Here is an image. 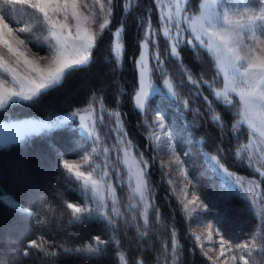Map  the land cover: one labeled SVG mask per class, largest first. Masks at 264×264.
Returning <instances> with one entry per match:
<instances>
[{
	"label": "trees",
	"instance_id": "16d2710c",
	"mask_svg": "<svg viewBox=\"0 0 264 264\" xmlns=\"http://www.w3.org/2000/svg\"><path fill=\"white\" fill-rule=\"evenodd\" d=\"M201 2L186 0L184 10L189 15L198 13ZM130 4L127 12L123 0H114V22L96 43L89 62L68 68L59 83L36 97L7 103L0 108V119L49 117L101 104V122L103 117L113 124L120 121L124 138L140 147L148 159L147 177L158 195L149 213V233L144 237L136 226L125 228L122 222L113 230L98 213H73L70 205L83 206L88 193L63 159L91 144L72 118L0 145V264H121V258L126 264H214L191 233L156 161L148 121L155 111L164 117L174 148L217 228L235 249L240 241L253 237L248 246L251 260L246 264H264V217L254 212L243 195L232 191L211 165L214 155L229 171L257 180L264 203V176L253 168L245 150L250 132L241 119L239 98L231 94L225 101L215 92L223 78L206 48L196 42L190 45L187 39L176 40L178 52L172 53L171 38L159 31L156 0H131ZM4 8L0 0V9ZM119 24L123 26L121 60L112 52L113 29ZM147 24L152 29L148 38L151 77L158 84L169 77L175 96L156 92L140 110L133 99L138 84L135 60ZM186 34L190 36L188 30ZM107 164L108 160H100L103 168ZM118 193L125 198L130 189Z\"/></svg>",
	"mask_w": 264,
	"mask_h": 264
},
{
	"label": "rangeland",
	"instance_id": "374dc122",
	"mask_svg": "<svg viewBox=\"0 0 264 264\" xmlns=\"http://www.w3.org/2000/svg\"><path fill=\"white\" fill-rule=\"evenodd\" d=\"M123 1L125 11L128 12L131 9V0ZM185 1L156 0L160 18L159 31L162 35L171 38L173 54L178 52L176 40L187 39L190 45L193 42L200 44L215 58L223 78V84L215 92L225 101L230 99L231 94L239 98L241 119L250 132L245 150L253 168L264 176V66H262L264 65V0H202L200 11L190 15L184 10ZM48 12L51 19L59 20L61 23L66 22L73 34L79 24L82 34L86 29L95 36V42L87 53L89 55L87 62H89L96 43L102 39L106 29L114 22V0H77L75 18L69 4L67 21L62 11L54 13L49 7ZM0 15L6 17L4 23L0 24V55L3 56L4 61L12 63L13 67H15V57L8 53L4 42L12 44L23 54L21 61L26 58L44 68L55 67L56 61H70L85 54L70 39L65 41L67 32L61 33L59 29H54L49 19H46L38 9L33 8L31 3L8 6V10L4 13L0 11ZM101 24L104 28L100 27ZM122 29L123 26L120 24L113 29L112 52L118 60L122 58L123 43L120 36ZM151 30L147 24L135 60L138 84L133 99L135 107L140 110L145 109L148 98L156 92L164 90L169 95L175 96L169 77H165L160 84L151 77L148 40ZM186 30L190 32V36L186 34ZM53 31L60 33L59 42L53 36ZM156 32L157 29H154V33ZM221 35L228 38L227 46L220 41ZM21 40L24 41L23 44L19 43ZM41 57L47 59L41 61ZM64 73L57 83L62 80ZM26 75L29 74L23 66L16 73L15 78L11 73L0 68V77L4 79V83L0 84V95L4 96L0 108L11 101L26 99L24 96L36 97L41 91L52 86L33 94L30 91L33 85L29 80L24 79ZM10 91L22 92V95L11 96L8 99ZM101 109L102 105L96 103L49 117L22 116L0 119V145L21 140L32 133L49 130L75 118L79 129L86 135L91 145L89 149L85 147L86 150L83 152L63 159L66 169L74 174L79 186L88 193L86 203L83 206L70 205L71 210L73 213H98L105 218L113 230L119 228L118 222H122L125 228L136 226L138 232L145 237L152 223L149 213L155 209L154 202L158 196L147 177L148 159L140 147L124 138L125 133L120 121L113 124L112 120L103 117L101 122L99 113ZM98 119L100 121L97 122ZM148 121L150 137L155 146L156 161L163 168L173 199L183 210L189 229L204 254L214 264L250 262L248 246L253 243L254 238L250 236L238 243L240 248H233V244L229 243L217 228L212 211L196 189L194 179L190 177L187 167L176 152L164 117L155 111ZM99 122H101L100 127ZM101 154L108 157L102 158ZM215 159L216 157L211 155L212 168L224 183L231 187L232 191L243 195L254 212L264 217V203L260 202L259 182L254 178L229 171ZM100 160L102 162L108 160L109 164L103 168L99 165ZM127 188L130 189L128 194L130 196L123 198L118 191L120 189L125 191ZM5 199L16 205L8 195H5ZM222 252L225 255L221 256ZM121 264H126L124 258H121Z\"/></svg>",
	"mask_w": 264,
	"mask_h": 264
},
{
	"label": "snow or ice",
	"instance_id": "6c2138e0",
	"mask_svg": "<svg viewBox=\"0 0 264 264\" xmlns=\"http://www.w3.org/2000/svg\"><path fill=\"white\" fill-rule=\"evenodd\" d=\"M25 3H31V6L33 8L38 9L40 12H42L46 19H49L50 24L54 29H59L60 32H67V36L64 37V40H71L74 45H78L80 49L83 50V53L81 54L78 59H71L70 61L67 60H59L56 61L55 67H48L44 68L41 67L40 64L31 62L27 60L26 58L21 61V56L23 55L20 53L17 49H15L12 44L4 42L5 46L7 47V51L9 54L15 57V67H13L12 63H9L7 61H4L3 56L0 55V68H3L5 72L11 73L13 78H15L16 73L20 71L21 66L24 67V69L28 72L29 75L24 76V79L29 80V82L33 85V88L30 89V91L33 92V94L39 92L41 89H45L49 87L50 85H53L58 82L61 75L65 72L66 69L70 68L73 65H82L85 62L88 61L89 55L87 54L89 52V49L91 48L92 44L95 42V36L90 34L88 30H82L77 24L76 32L75 34L72 33L71 29L69 28L68 24L61 23L59 20H53L49 17L48 9L49 7L52 8V11L54 13L56 12H64L65 13V21H67L68 17L66 15L69 4L72 7L73 10V16L75 18L76 13V4L77 0H35V2H32V0H4L5 8L0 10H7L8 6L18 5V4H25ZM6 17L3 15H0V24H3ZM7 27V25H5ZM101 28H104V25H100ZM11 31V29H9ZM212 35H216L215 33H212ZM53 36L57 38L58 42L61 39L60 33L53 31ZM219 39L222 43L227 46L228 44V38L221 35L219 36ZM20 44H23L24 41H19ZM41 61L46 60L47 58L41 57ZM251 66V65H250ZM264 66V65H262ZM4 83L3 77H0V84ZM22 92H16V91H10L8 94V99L11 96H21ZM26 99H30L31 96H24ZM4 102V96L0 95V103ZM47 127V125H45ZM71 167V165H69ZM81 175H83L81 173ZM79 211V209H77ZM99 239V237H97ZM35 242L33 241L32 244ZM225 255V253H221V256Z\"/></svg>",
	"mask_w": 264,
	"mask_h": 264
}]
</instances>
